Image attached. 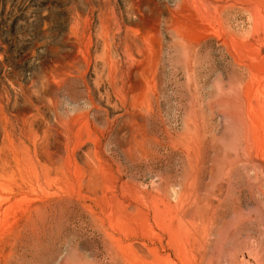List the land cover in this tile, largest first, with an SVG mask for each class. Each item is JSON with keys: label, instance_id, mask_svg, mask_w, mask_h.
Segmentation results:
<instances>
[{"label": "rangeland", "instance_id": "obj_1", "mask_svg": "<svg viewBox=\"0 0 264 264\" xmlns=\"http://www.w3.org/2000/svg\"><path fill=\"white\" fill-rule=\"evenodd\" d=\"M0 264H264V0H0Z\"/></svg>", "mask_w": 264, "mask_h": 264}, {"label": "bare ground", "instance_id": "obj_2", "mask_svg": "<svg viewBox=\"0 0 264 264\" xmlns=\"http://www.w3.org/2000/svg\"><path fill=\"white\" fill-rule=\"evenodd\" d=\"M86 63H88V62H86ZM141 83V82H140ZM143 86V85H142Z\"/></svg>", "mask_w": 264, "mask_h": 264}]
</instances>
